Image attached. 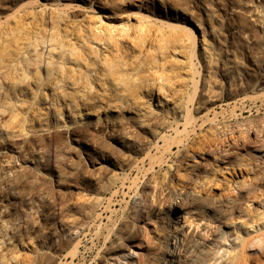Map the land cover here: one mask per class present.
<instances>
[{"label":"rangeland","instance_id":"obj_1","mask_svg":"<svg viewBox=\"0 0 264 264\" xmlns=\"http://www.w3.org/2000/svg\"><path fill=\"white\" fill-rule=\"evenodd\" d=\"M235 125L250 148L264 142V0H0V264H137L143 222H128L135 243L117 237L135 195L180 156L200 163L185 158L193 142L246 157L225 141ZM262 161L250 180L264 192ZM247 212L234 211L220 264L230 252L264 264V206Z\"/></svg>","mask_w":264,"mask_h":264},{"label":"bare ground","instance_id":"obj_2","mask_svg":"<svg viewBox=\"0 0 264 264\" xmlns=\"http://www.w3.org/2000/svg\"><path fill=\"white\" fill-rule=\"evenodd\" d=\"M177 14H175V16H174L175 19H176ZM104 18L107 20L114 19L111 16H106V15H104ZM179 19H183L182 16L179 15L178 20ZM184 20H186V19H184ZM162 22L166 23L165 25L170 29H173V30L179 29V31L181 30V32H183L184 37L187 36V39H188L187 42H190L193 46H196L195 35L192 32L191 28H189L187 25L182 24V25L174 26V25H171L170 22H167V21L166 22L162 21ZM123 31H124V29H123ZM123 31H121V32H123ZM109 33H111V32H109ZM123 84H124V82H123ZM194 86L196 89V82L194 83ZM197 89H198V87H197ZM180 120L181 119H179L178 117H173L171 119V123H175V130L176 131H179L181 128ZM182 120H184L186 124H191V122L195 121V119L192 117L191 114L183 116ZM238 128L239 127H237V126L236 127L232 126L230 128V130L227 131V132H229L227 137H224V138H225L226 143L228 144L229 150H231V148H232V150H233V148H235L238 151L239 150L243 151L246 153L247 158L246 157L243 158L242 154L240 155V157L231 158L230 157L231 153L227 149L223 148V146H222L223 150H220V151L217 148V146H212V147L208 146L207 147V145L211 144L212 142L207 143V145L203 141L202 142H193V143H191V145H188L186 148H184L185 150L183 149L184 151H186L185 158L194 159L193 154L196 151H200V152H202V154L200 153V155L198 157L201 159V162L203 163V165H201V166L199 165V164H202L201 162L196 163V164H192V163L188 162L189 160L184 161L183 160L184 158L182 157L183 159H181V156H180L179 160H177L176 163L173 162V163H175L174 166L170 165V166H168L166 171H164L165 172L164 178H163V175H162V178H160V179L156 178L157 175L155 177L151 176L150 183H149V185L147 184L148 189L150 188V191H148V190L146 191L143 188L144 189L143 195H141V194H140V196L139 195L137 196V194L135 195L136 199L135 198L134 199L138 200V201L134 202V203L135 204L137 203L138 205H140V207H138V205H137L134 208L132 207L133 210H130L129 212L127 211V213H129V216H127L126 219L123 218L124 219L123 221L126 220L124 227H122L123 232L121 231L122 233L120 232V236H117V237H119L118 238L119 241H122L126 245H131L132 243H135V239H136V237H135L136 233L135 232H137L138 229L136 227L134 228L133 224H135V222L139 221V220L141 222H143V224H141L142 226L137 225L138 228L140 226L141 229L140 228L139 229L142 230L140 232H143V235H142L143 240H141V241L145 242V245L139 244L140 249L142 248V251H141V253L139 252L140 254L137 257V264H220V261L217 260L218 253H219V251H221L223 249L224 244L226 242V239L228 237L227 235L229 234V232L230 231L234 232V230L237 231L238 224H240V222H238V221H241L242 219H246L247 215L249 216V214L246 215V213H249V212H247L248 209H250V208L258 209L259 207L264 206V192L261 191L262 186H259L258 185L259 183L257 184V183L252 182L250 180L251 178L256 176V172L258 170V165H257L258 163L257 162H259L260 160L261 161L263 160L262 162H264V142L262 140H260L259 143H261V144L259 146L257 145L256 147L254 146V147L250 148V145L246 144L245 138L243 137V131H242L243 129L240 130ZM162 129H163V127H162ZM183 130H187V127L184 126ZM216 130H215V132H216ZM150 133H149L150 135L155 134L154 130H153V132H150ZM127 134H129V133H127ZM205 134H207V133H205ZM205 134H203V135H205ZM152 137H153V135H152ZM129 139H130V137H129ZM179 139H180V137H179ZM147 140H148V138H147ZM156 140H155L154 144H155V147L157 148L159 140H157V141ZM132 141H130V142H132ZM194 141H196V140H194ZM141 142H140V145H141ZM220 142H221V144L224 143L221 140H220ZM257 142H258V140H257ZM145 144H143V147L145 146ZM227 144H225V146H227ZM140 145L137 144V146H140ZM217 145H218V143H217ZM148 146H149V143H148ZM228 147H226V148H228ZM132 148H134V147H132ZM141 149H143V148H141ZM146 151H147V149H146ZM143 152H141V153H143ZM183 155H184V153H183ZM190 156H192V157L190 158ZM206 156H209L210 159H208V157H206ZM178 157H177V159H178ZM209 163H211L213 166L209 165ZM141 166L143 167V165H141ZM150 169H152L151 165H150ZM142 171H143V169H142ZM151 171H153V170H151ZM145 173H147V172H145ZM145 173H143V174H145ZM148 173H149V171H148ZM151 173L152 172L147 174V176L151 175ZM123 178H125V177H122V179ZM145 179H146V177H145ZM263 180H264V178H263ZM113 181L109 182V183L114 184V182H116V181H114V182ZM117 182L119 183V181H117ZM123 182H125L124 179H123ZM120 183H121V181H120ZM122 183H121V185H122ZM113 184H110V185L113 186ZM147 185H146V187H147ZM122 187H124V185ZM126 188H128V187H126ZM137 190H138V188H137ZM104 191H105V189H104ZM114 192H116V191H114ZM114 192H113V194H114ZM130 192H131V190H130ZM16 193H17V191H16ZM116 193H118V192H116ZM7 194H8V192H7ZM6 195H5V197H6ZM124 195H127V194L124 193ZM237 195L244 197V199H245L244 202H246L244 205L241 206L239 204V202H238L239 198H237ZM0 196L2 198L3 195H0ZM14 196L9 195L10 201L16 200ZM18 196H21V195H18ZM131 197L132 196H130V199H131ZM96 198H98V197H96ZM95 200H96V202L98 201V199H95ZM89 201H91V199H89ZM23 203H24V201H23ZM17 204H19V203H17ZM95 204L96 203H94V205ZM1 205H2V203H1ZM1 205H0V215L2 214V212H5L4 207H6V206L3 207V205L2 206ZM10 206H13V205L11 204ZM106 206L109 208L110 205L109 206L106 205ZM88 207L89 208L93 207V209H94V206H92V205L88 206ZM88 207H86V208H88ZM93 209L92 208L89 209L90 213L93 211ZM16 210H18V209H16ZM28 210H30V212H31L32 208L30 207V209H28ZM10 211H12V210H10ZM81 211H82V209H81ZM86 211H88V209H86ZM234 211H236L238 214L242 215L241 220H237L238 218H235V216L233 215ZM82 212H81V214L78 212L79 213L78 215H82ZM85 212H83V214ZM143 212L146 213V217L144 219H143V216H145V215H143ZM85 214H87V212ZM17 215L19 216V214H17ZM30 215H32V214L30 213ZM37 215L41 216V217L44 216V215H39V214H37ZM126 215H128V214H126ZM90 216L91 215H89L88 217H90ZM32 217H30V218H32ZM52 217H54V216H52ZM98 217H99V215H98ZM2 218L4 221V217H2ZM19 218H20V216H19ZM22 218H23V216H22ZM50 218H51V216H50ZM32 221H29V222H32L33 223L32 225H34L35 220L32 219ZM87 221H89V222H87ZM87 221L86 222L84 221V222L87 223V225H88V223H90L91 221L90 220H87ZM19 222H21V221H19ZM128 222L133 223V224H131V225H133V229H132V226H130L128 224ZM8 223H10V222H8ZM2 224L3 223H0V225H2ZM148 224L152 225V230L147 229ZM241 224H243V223H241ZM24 225H26V223ZM87 225H86V227H87ZM4 226H6V225H4ZM9 226H7V227H9ZM27 226H29V224ZM34 226H32V227H34ZM79 226H81V225H79ZM7 227H5V228L8 229ZM13 227L14 226H12V228L9 227L12 230V232L14 230ZM14 228H17V227H14ZM24 229H25V227L23 228V230ZM29 229H31V233H32V228L30 227ZM77 229H79V227ZM134 229H135V232H134L135 234L133 233ZM2 230L5 231L4 229H2ZM77 231H79V230H77ZM16 232H18V231H16ZM236 233H238V231ZM20 234H22V233L20 232ZM16 235H18V234H16ZM238 235L239 234H237V239H238ZM21 237H20V239H22ZM115 237H116V235H115ZM8 239H9V242H13V241H11V240H13V238L11 236ZM4 240H7V239H4ZM30 240H31V237H30ZM117 242H118V240H117ZM122 242H120V243H122ZM115 244H116V241H115ZM110 245H111V243H110ZM80 247H81V244L79 241L77 243H75L73 246V249L75 252L74 260L78 257V253L80 252ZM119 247H120V245L118 247H116L115 250L113 251L114 255H116V256L117 255L119 256L120 254H124L123 249H121ZM128 252H129V250H128ZM30 257H32V256H30ZM10 260H12V259H10ZM34 260H37V259H34ZM25 261H23V262L25 263ZM38 261H40V260H37V263H38ZM33 262H35V261H33ZM21 264H23V263H21ZM35 264H36V262H35ZM221 264H253V261L251 260V258L249 256H247V254L235 255L234 253L230 252L228 254V257L226 258L225 262H223Z\"/></svg>","mask_w":264,"mask_h":264}]
</instances>
